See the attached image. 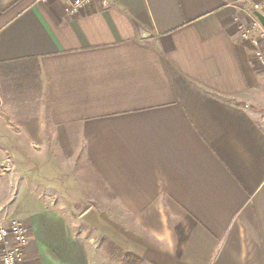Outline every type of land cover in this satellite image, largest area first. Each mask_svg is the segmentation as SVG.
Returning <instances> with one entry per match:
<instances>
[{
  "label": "crops",
  "instance_id": "obj_1",
  "mask_svg": "<svg viewBox=\"0 0 264 264\" xmlns=\"http://www.w3.org/2000/svg\"><path fill=\"white\" fill-rule=\"evenodd\" d=\"M261 3L0 0V62L22 60L0 80L38 66L35 112L0 91L21 264H115L101 238L143 264H264V73L242 36Z\"/></svg>",
  "mask_w": 264,
  "mask_h": 264
},
{
  "label": "built area",
  "instance_id": "obj_2",
  "mask_svg": "<svg viewBox=\"0 0 264 264\" xmlns=\"http://www.w3.org/2000/svg\"><path fill=\"white\" fill-rule=\"evenodd\" d=\"M65 1L67 9L70 12H75L94 0ZM252 11L261 14L264 13V3L254 4L252 6ZM254 12L253 18H250L247 24L248 26L243 28L242 36L243 38L250 39L254 46L256 45L255 56L264 73V43H262L261 39V36L264 35V29L261 24H259L260 22L254 15ZM258 39H261L260 45L258 44ZM27 229V226L20 221H4V219H0V264H21L24 257V250L29 240V231Z\"/></svg>",
  "mask_w": 264,
  "mask_h": 264
},
{
  "label": "rangeland",
  "instance_id": "obj_3",
  "mask_svg": "<svg viewBox=\"0 0 264 264\" xmlns=\"http://www.w3.org/2000/svg\"><path fill=\"white\" fill-rule=\"evenodd\" d=\"M250 16L252 19L253 14L251 13ZM246 26L248 25L246 24ZM263 36L264 35L261 36L262 43H264ZM36 84L35 78L31 77L30 75H15L12 76V78L0 80V91L1 94H3V104L7 103L10 108L8 113H10L12 116H17L16 112H18L20 109L21 112L29 113L38 110L40 104L38 101L39 92ZM4 116L6 117V115ZM1 168L2 165H0V172H2ZM43 187L46 186L44 185ZM10 196V193H8V195L4 194V196L0 195V219H4V221L12 218L18 213V206L17 204H14L12 200L13 198H10ZM72 213H74V216H77L80 211H72ZM93 213L94 211H92V214ZM92 217H95V215L93 214ZM113 260L115 264H125V260L122 259L118 254Z\"/></svg>",
  "mask_w": 264,
  "mask_h": 264
},
{
  "label": "trees",
  "instance_id": "obj_4",
  "mask_svg": "<svg viewBox=\"0 0 264 264\" xmlns=\"http://www.w3.org/2000/svg\"><path fill=\"white\" fill-rule=\"evenodd\" d=\"M25 60V59H24ZM29 60L28 62H32V67L31 69H28L27 73L28 75H33L34 71H36L38 69L37 66V59L33 58V59H26ZM22 60H15V61H9V62H0V71L1 72H5L7 69L14 68V67H18L20 66V64H16L18 62H20ZM26 73V74H27ZM100 243L107 248V250L110 251V253L112 254H118L122 259L125 260V264H143L141 259H139L138 257L132 255L131 253L128 252H122V250L118 249V247H116L115 245H113L109 240H107L106 238H101L99 239Z\"/></svg>",
  "mask_w": 264,
  "mask_h": 264
},
{
  "label": "water",
  "instance_id": "obj_5",
  "mask_svg": "<svg viewBox=\"0 0 264 264\" xmlns=\"http://www.w3.org/2000/svg\"><path fill=\"white\" fill-rule=\"evenodd\" d=\"M255 16L258 19V21L260 22L259 24H261V26L264 29V17L261 14H259V13H255Z\"/></svg>",
  "mask_w": 264,
  "mask_h": 264
}]
</instances>
